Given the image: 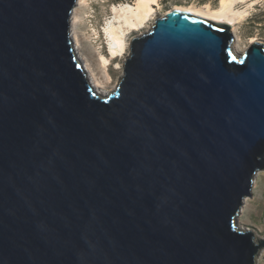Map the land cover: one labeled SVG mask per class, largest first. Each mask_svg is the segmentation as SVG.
Instances as JSON below:
<instances>
[{"label": "water", "instance_id": "obj_1", "mask_svg": "<svg viewBox=\"0 0 264 264\" xmlns=\"http://www.w3.org/2000/svg\"><path fill=\"white\" fill-rule=\"evenodd\" d=\"M77 1L0 0V264H257L264 43L173 7L102 96Z\"/></svg>", "mask_w": 264, "mask_h": 264}, {"label": "rangeland", "instance_id": "obj_2", "mask_svg": "<svg viewBox=\"0 0 264 264\" xmlns=\"http://www.w3.org/2000/svg\"><path fill=\"white\" fill-rule=\"evenodd\" d=\"M83 1V3H80ZM136 0H78L74 8L71 20V32L78 46V51L82 57V63L87 64L89 74L92 80L104 89L114 88L119 84L124 76V64L128 55L120 57L122 68H117L112 58V64L109 71L113 76V82L108 86L109 80L105 72L100 66L98 50L102 53L110 54V38L106 33V28L114 18V7L122 4L134 3ZM254 5L248 3H237L235 8L240 10L247 9L246 15L242 19H238L235 24V40L233 46L241 53L245 52L256 38L255 42L264 43V0H255ZM220 0L203 2V0H157L154 4V11L150 15L146 26L129 34V41L134 36L141 35L152 29L157 17L164 16L168 10L176 6L195 7L206 9L209 5L211 8H217ZM78 19V20H77ZM96 47H98L96 49ZM105 95V94H101ZM253 187V195L248 197V201L244 202L241 213L238 215L237 221L240 227L254 228L258 237L264 236V171H260L255 178ZM259 257V264H264V250Z\"/></svg>", "mask_w": 264, "mask_h": 264}, {"label": "bare ground", "instance_id": "obj_3", "mask_svg": "<svg viewBox=\"0 0 264 264\" xmlns=\"http://www.w3.org/2000/svg\"><path fill=\"white\" fill-rule=\"evenodd\" d=\"M255 0H220V5L217 8H211L209 5L206 6V9L195 8V7H183L176 6V9L186 10L193 12L195 14L207 16L222 22L229 23L232 26V29L235 30V24L238 19H242L247 12V9L240 10L236 9L235 6L237 3H248L249 5H254ZM80 3H83L81 1ZM154 4H157V0H136L134 3L122 4L119 7H114V20L111 21L109 26L106 28V33L110 38V54L106 55L101 51H97L100 59V66L105 72V75L108 78V86L113 82V76L110 73L109 66L112 64V58H117L115 61L117 68H122V63L119 58L128 55V50L130 49V41L128 39L131 32L139 31L146 26V23L150 15L154 11ZM78 20V19H77ZM256 38H253L252 41L255 42ZM75 45V43H74ZM78 46H74V50L78 53L79 58L80 52L78 51ZM98 47H96L97 49ZM236 49V48H235ZM237 53H240L236 49ZM83 67L89 72L87 64L84 63ZM89 80L91 81L94 89L97 90L100 94L111 93L117 88V84L114 88L111 89H102L95 80H92V75L89 74ZM103 96V95H102ZM258 175V174H257ZM256 175V176H257ZM256 182V181H255ZM248 197L244 199V202L248 201ZM244 204V203H243ZM242 228V227H241ZM247 227H245L246 229ZM264 250V249H263ZM263 254L262 251L260 255ZM258 256L256 262L259 264Z\"/></svg>", "mask_w": 264, "mask_h": 264}, {"label": "trees", "instance_id": "obj_4", "mask_svg": "<svg viewBox=\"0 0 264 264\" xmlns=\"http://www.w3.org/2000/svg\"><path fill=\"white\" fill-rule=\"evenodd\" d=\"M207 1H213V0H203V2H207Z\"/></svg>", "mask_w": 264, "mask_h": 264}]
</instances>
